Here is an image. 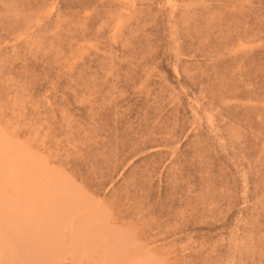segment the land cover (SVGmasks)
I'll use <instances>...</instances> for the list:
<instances>
[{
  "label": "rangeland",
  "instance_id": "obj_1",
  "mask_svg": "<svg viewBox=\"0 0 264 264\" xmlns=\"http://www.w3.org/2000/svg\"><path fill=\"white\" fill-rule=\"evenodd\" d=\"M0 264H264V0H0Z\"/></svg>",
  "mask_w": 264,
  "mask_h": 264
}]
</instances>
